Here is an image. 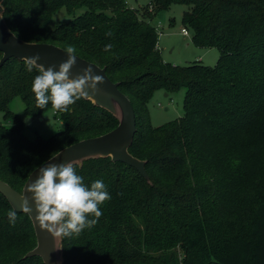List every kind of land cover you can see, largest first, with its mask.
Instances as JSON below:
<instances>
[{"label": "trees", "instance_id": "trees-1", "mask_svg": "<svg viewBox=\"0 0 264 264\" xmlns=\"http://www.w3.org/2000/svg\"><path fill=\"white\" fill-rule=\"evenodd\" d=\"M3 18L27 42H47L105 67L130 100L135 133L129 153L145 160L148 180L109 156L76 166L83 183L97 179L111 199L97 222L61 236L62 264H264V0H149L144 12L126 0H3ZM183 4L192 43L219 51L213 66L162 59L150 19ZM84 12L48 26L60 8ZM106 45L111 47L106 48ZM2 51L0 50V58ZM24 59L0 65V179L21 191L29 173L63 147L98 136L117 118L80 97L66 111L39 108ZM185 88L183 114L151 126L153 91ZM19 96L28 115L52 111L62 130L33 140L9 109ZM0 193V264H43L24 257L36 244L29 216ZM92 218L91 214H88Z\"/></svg>", "mask_w": 264, "mask_h": 264}, {"label": "water", "instance_id": "water-1", "mask_svg": "<svg viewBox=\"0 0 264 264\" xmlns=\"http://www.w3.org/2000/svg\"><path fill=\"white\" fill-rule=\"evenodd\" d=\"M2 1L0 0V50L2 51L0 65L11 56L26 60L27 57L39 55L38 64L43 65L45 69L54 65V70H58L59 64L67 59L65 49L52 43L27 42L17 37L3 18ZM73 55L77 58L76 63L70 69V78L82 74V70L88 66H91L94 74L100 77L96 91L88 90V94L82 97L111 112L117 118L118 123L113 129L103 134L84 138L63 147L42 163L61 164L71 161L80 166L83 160L109 156L112 161H120L134 167L148 180L145 170L146 161L134 157L128 151L136 130L135 114L129 98L120 91L118 83L111 81L107 76L105 67H100L74 53ZM41 164L29 173L21 191H16L7 182L0 179V193L13 210L27 214L32 222L36 244L26 252L24 257L38 256L43 264H62L61 236L52 235L38 224L35 220L36 212L31 194L25 190L26 185L36 179ZM35 170L36 172H34ZM25 197L28 198L29 206L33 208L31 213L22 211L20 208Z\"/></svg>", "mask_w": 264, "mask_h": 264}, {"label": "clouds", "instance_id": "clouds-1", "mask_svg": "<svg viewBox=\"0 0 264 264\" xmlns=\"http://www.w3.org/2000/svg\"><path fill=\"white\" fill-rule=\"evenodd\" d=\"M108 47L111 46L106 45ZM74 52L71 46L65 49L67 59L59 64L58 70H54V65L45 69L38 64L39 55L26 58V70L31 72L37 67L39 71L32 82V91L39 108L43 109L51 102L56 110L66 111L69 105L87 95L88 90L96 91L100 77L94 74L91 66L85 67L82 74L70 78V69L77 58ZM38 169L36 179L28 183L25 190L31 194L35 220L39 225L52 235L67 237L97 222L103 214L100 205L111 199L103 180L97 179L90 186L84 184V177L77 173L71 161L61 164L42 163ZM20 208L28 213L33 211L27 197L23 198ZM8 218L14 224L16 210H10Z\"/></svg>", "mask_w": 264, "mask_h": 264}, {"label": "rangeland", "instance_id": "rangeland-1", "mask_svg": "<svg viewBox=\"0 0 264 264\" xmlns=\"http://www.w3.org/2000/svg\"><path fill=\"white\" fill-rule=\"evenodd\" d=\"M127 5L132 8H139L144 12L149 0H126ZM186 6L183 4H173L167 10L157 13L150 19L159 33L157 48L166 62L173 65H185L192 61H199L203 65L213 66L219 56V51L215 47H200L192 43L189 34L183 35L181 17ZM84 12V8L76 9L72 13L66 12L65 8H60L52 16L48 26L54 28L56 25L66 22ZM189 33V32H188ZM185 88L166 92L157 89L152 92L147 102L148 119L151 126H159L173 121L183 114V98ZM9 109L24 124V134L30 140L37 136L48 138L52 134L63 129L62 121L56 118L52 111H48L40 116L28 115L24 109V103L19 96L14 97L8 105ZM0 124L10 126L11 119H5L0 111Z\"/></svg>", "mask_w": 264, "mask_h": 264}, {"label": "built area", "instance_id": "built-area-1", "mask_svg": "<svg viewBox=\"0 0 264 264\" xmlns=\"http://www.w3.org/2000/svg\"><path fill=\"white\" fill-rule=\"evenodd\" d=\"M180 31H181V33H182L183 35H188V34H189V33H188V30L185 29V28H181Z\"/></svg>", "mask_w": 264, "mask_h": 264}]
</instances>
